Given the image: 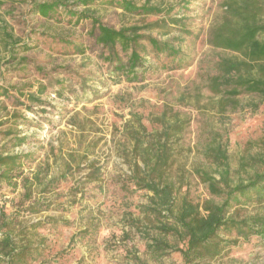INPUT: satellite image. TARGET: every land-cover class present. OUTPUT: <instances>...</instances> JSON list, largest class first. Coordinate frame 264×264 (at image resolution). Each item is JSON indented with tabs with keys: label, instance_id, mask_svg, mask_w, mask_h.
<instances>
[{
	"label": "rangeland",
	"instance_id": "rangeland-1",
	"mask_svg": "<svg viewBox=\"0 0 264 264\" xmlns=\"http://www.w3.org/2000/svg\"><path fill=\"white\" fill-rule=\"evenodd\" d=\"M0 1V146L30 159L9 183L0 179V212L30 246L27 264H183L172 249L147 252L163 236L142 212L150 193L130 184L141 151L160 145L164 177L203 215L228 199L225 217L250 224L220 230L226 252L209 264H264V198H228L264 165V89L227 97L208 88L218 60L237 56L209 43L223 0H127L160 8L157 15L125 12L119 0ZM52 2L64 9L50 18L35 12ZM94 20L137 29V79L119 70L128 54L97 43ZM149 38L177 48L180 66L170 69Z\"/></svg>",
	"mask_w": 264,
	"mask_h": 264
},
{
	"label": "trees",
	"instance_id": "trees-1",
	"mask_svg": "<svg viewBox=\"0 0 264 264\" xmlns=\"http://www.w3.org/2000/svg\"><path fill=\"white\" fill-rule=\"evenodd\" d=\"M101 0H83L85 6L93 5ZM1 5V1H0ZM116 5L125 12L132 14H162L157 7L135 6L127 0H119ZM222 20L212 27L209 43L220 49L230 51L237 56L220 58L216 65V73L210 77L208 88L219 94L224 92L225 96L234 97L241 91L264 89V2L261 0H223ZM64 9L60 2L42 3L34 6L35 12L50 18L57 15V10ZM67 12V11H65ZM163 13L169 16V11ZM70 17L74 13L68 12ZM82 16H77V22ZM184 19H172V25L181 30L184 27ZM94 22V30L97 43L106 47L114 48L116 45L124 51L127 56L126 66L119 65V70L131 80L137 79L135 68L141 64L142 58L134 48L140 35H136V28L115 30ZM167 34V33H166ZM150 45L157 54L169 57L170 69H176L180 62L179 50L166 43H159L149 38ZM113 54V53H112ZM168 67V64L165 65ZM7 95L5 89L0 90V96ZM222 95V94H221ZM32 100H36L32 98ZM2 108V107H1ZM18 143L24 140L17 138ZM7 144L0 146V179L9 183L14 177L13 171L24 161L28 160L27 154H8ZM152 146L145 147L140 153L142 165H135L132 171L131 185L139 190H146L148 203L142 206V212L146 217L156 220L153 228L161 233L162 238L152 237L145 244L147 252L156 257L167 250L177 251L183 264H209L212 260L224 256L225 244L219 239L220 230L229 229L232 226L238 232L243 233L244 222L234 221L231 216L225 217L226 199L219 206H209L206 215H203L196 205L181 192V186L175 184L167 176L168 156L166 149L160 145L156 153H151ZM5 153V154H4ZM256 196V200L264 198V165L262 170L245 184H239L228 192V198ZM11 214L5 215L0 212V264H27L31 259L29 248L21 244L17 234L13 233V219ZM15 218V217H14ZM259 232L264 233V220L259 221ZM248 226L245 228L249 230ZM15 234V235H14ZM173 239L176 243H170Z\"/></svg>",
	"mask_w": 264,
	"mask_h": 264
}]
</instances>
